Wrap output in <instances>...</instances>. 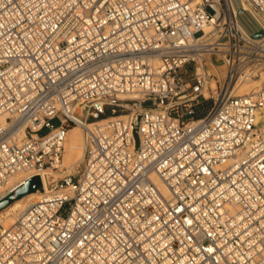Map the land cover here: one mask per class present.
Segmentation results:
<instances>
[{"label": "built area", "instance_id": "obj_1", "mask_svg": "<svg viewBox=\"0 0 264 264\" xmlns=\"http://www.w3.org/2000/svg\"><path fill=\"white\" fill-rule=\"evenodd\" d=\"M260 29L264 0H0V186L31 173L0 197L41 182L0 264H264Z\"/></svg>", "mask_w": 264, "mask_h": 264}, {"label": "bare ground", "instance_id": "obj_2", "mask_svg": "<svg viewBox=\"0 0 264 264\" xmlns=\"http://www.w3.org/2000/svg\"><path fill=\"white\" fill-rule=\"evenodd\" d=\"M210 70L213 69L210 68ZM256 76L258 77L264 76V71L258 72V70H253V71L247 70L245 73V77H241V80L239 81L238 92L245 93V92H252L254 90H257L255 87H257L259 84L257 80L255 81ZM210 86L213 88L215 87V82L213 79L210 80ZM205 94L207 95V93ZM258 117L259 114L257 115V118ZM74 129H77L78 131L75 132ZM82 153H83V130L80 126L74 125L68 131L66 140L64 142V149L62 154V165L67 168V171L75 170L77 161L81 159ZM29 174L31 173H27L24 175L20 173L15 175L14 177H11L10 180L7 182V184L0 186V194L7 186L9 185L12 186L15 182L23 178L25 175H29ZM153 180L157 183L160 190L165 195H167L168 192L166 188L162 185V183L154 176H153ZM40 193L41 192L39 191L29 192L13 200L11 203H9L7 206H5L3 209L0 210V221H2L6 226L13 224L15 222L16 213L32 200L37 199Z\"/></svg>", "mask_w": 264, "mask_h": 264}, {"label": "water", "instance_id": "obj_3", "mask_svg": "<svg viewBox=\"0 0 264 264\" xmlns=\"http://www.w3.org/2000/svg\"><path fill=\"white\" fill-rule=\"evenodd\" d=\"M264 36V30H259L252 34V37L259 38ZM41 187L40 178L38 175L31 176L30 178L26 179L22 184L18 185L10 192L5 194L3 197L0 198V210L11 203L13 200L21 197L22 195L33 192L37 188Z\"/></svg>", "mask_w": 264, "mask_h": 264}, {"label": "rangeland", "instance_id": "obj_4", "mask_svg": "<svg viewBox=\"0 0 264 264\" xmlns=\"http://www.w3.org/2000/svg\"><path fill=\"white\" fill-rule=\"evenodd\" d=\"M211 68V66H208V69H210ZM253 69H255V70H258V72H260V71H264V64H262V65H260V66H257V68H253ZM258 81V86L257 87H255L256 89H258V88H260V86L262 87V86H264V76H262V77H258V76H256L255 77V81ZM254 88V89H255ZM204 106H205V108L204 109H202V110H200L197 114H196V116H201V115H203L205 112H206V110L210 107V105H211V100H208V101H205L204 102V104H203ZM258 119L260 120V119H264V109H262V113L261 114H259V117H258ZM44 130H42V132H43ZM74 131L75 132H77L78 130L77 129H74ZM42 132H40V133H42ZM74 132V133H75ZM73 133V134H74ZM79 150V149H78ZM80 152V151H79ZM79 155H80V153H79ZM77 163H78V161H77ZM4 193V191H2V193L1 194H3ZM0 194V195H1ZM1 198V197H0Z\"/></svg>", "mask_w": 264, "mask_h": 264}]
</instances>
